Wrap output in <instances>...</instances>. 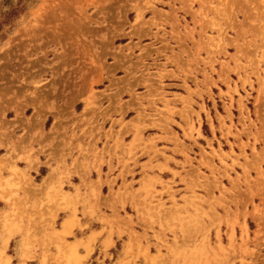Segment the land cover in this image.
I'll return each mask as SVG.
<instances>
[{"label": "rangeland", "instance_id": "obj_1", "mask_svg": "<svg viewBox=\"0 0 264 264\" xmlns=\"http://www.w3.org/2000/svg\"><path fill=\"white\" fill-rule=\"evenodd\" d=\"M15 7L0 264H264V0Z\"/></svg>", "mask_w": 264, "mask_h": 264}, {"label": "bare ground", "instance_id": "obj_2", "mask_svg": "<svg viewBox=\"0 0 264 264\" xmlns=\"http://www.w3.org/2000/svg\"><path fill=\"white\" fill-rule=\"evenodd\" d=\"M26 164L28 166H30V168H38L39 164L38 163H31L30 160H27ZM58 173L56 171H52L51 173H49V175L45 178V180L43 181L42 184L38 185L37 188H47V187H51L52 185H54V182L58 181V180H62V178L60 176L57 175ZM68 175V174H67ZM1 195V193H0ZM62 196L65 197H70L71 195H64V193H61ZM75 222V216L72 217H68L62 224V231L64 233H69L71 226L73 225V223ZM240 228V230L242 231V233L247 234V228L243 223H238L237 224ZM235 225L231 226V234H230V242L232 241V237H234L235 231H236V227H234ZM218 243H221L222 239H221V235H220V229H218V232L216 234ZM210 237L206 236L205 238L202 239L203 245H210ZM220 245V244H219ZM221 250H223L222 247H220ZM242 264H244L243 262H241Z\"/></svg>", "mask_w": 264, "mask_h": 264}, {"label": "trees", "instance_id": "obj_3", "mask_svg": "<svg viewBox=\"0 0 264 264\" xmlns=\"http://www.w3.org/2000/svg\"><path fill=\"white\" fill-rule=\"evenodd\" d=\"M18 6V5H17ZM20 7H15L10 9V11H7L0 15V28L2 25H7L10 23L13 17H16L19 14Z\"/></svg>", "mask_w": 264, "mask_h": 264}, {"label": "crops", "instance_id": "obj_4", "mask_svg": "<svg viewBox=\"0 0 264 264\" xmlns=\"http://www.w3.org/2000/svg\"><path fill=\"white\" fill-rule=\"evenodd\" d=\"M58 175V174H57Z\"/></svg>", "mask_w": 264, "mask_h": 264}]
</instances>
